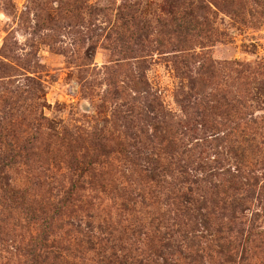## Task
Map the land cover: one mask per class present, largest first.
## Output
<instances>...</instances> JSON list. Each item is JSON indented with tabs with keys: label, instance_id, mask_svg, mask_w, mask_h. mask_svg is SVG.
<instances>
[{
	"label": "rangeland",
	"instance_id": "1",
	"mask_svg": "<svg viewBox=\"0 0 264 264\" xmlns=\"http://www.w3.org/2000/svg\"><path fill=\"white\" fill-rule=\"evenodd\" d=\"M187 56L194 60L185 66ZM191 78L195 98L233 106L227 121L214 118L222 140L207 154L222 152V165L233 168L235 129L253 135L250 147H238L241 164L263 183L264 0H0V157L22 152L0 161V264L33 234L15 226L24 224V207L1 206L5 184L25 193L37 214L106 223L115 238L143 225L145 248L154 237L149 222L167 210L161 200L170 192L142 179L144 162L130 153L184 120L179 99ZM198 123L192 138L202 136ZM130 134L140 142L134 149ZM80 177L75 201L58 206L55 188ZM252 204L244 214L258 211L255 231L264 229V198ZM51 232L75 242L58 224Z\"/></svg>",
	"mask_w": 264,
	"mask_h": 264
},
{
	"label": "trees",
	"instance_id": "2",
	"mask_svg": "<svg viewBox=\"0 0 264 264\" xmlns=\"http://www.w3.org/2000/svg\"><path fill=\"white\" fill-rule=\"evenodd\" d=\"M193 60V56H187L182 63L186 66ZM194 82L191 78L188 91L180 94L184 120L177 121L171 132L164 127L158 136L147 135L142 143L143 149L130 153L133 159L142 158L144 162L142 179L158 187L159 192L167 186L170 192L161 200L167 210L149 222L151 229L154 227V237L153 240L148 238L147 243L144 241L145 248L139 247L143 244L142 236L147 235L143 225L136 224L135 228L127 230L128 234L126 231L115 238L117 232L106 223L93 226L86 222L82 226L79 219L64 218L63 214H43L42 211L37 214L33 204L26 201L25 193L5 184L1 206L24 207V224L15 226L20 230H31L33 234L26 241L22 240L10 257L4 258V264H69V260L70 264H264V229L258 226L259 230L255 231L262 216L258 211L250 212L249 217L244 214L251 210L254 200L264 198V182L261 183L256 170L241 164L243 155L238 148L241 143L250 147L256 138L235 129V138L239 139L231 140L233 144L230 146L228 141V153L239 159L240 164L233 168L222 165V152L216 150L208 155L207 149H216L221 139L214 133L218 128L214 118H226L227 121L233 106L223 101L217 107L195 98ZM191 111L196 114L195 121L190 119ZM126 120L130 119L126 117ZM196 121L200 126L197 131L202 136L192 138L196 131L192 125ZM127 137L133 149L136 143H140L135 134ZM21 154L11 148L2 154L0 161L10 162ZM83 182L80 177L69 188H55L54 191L59 193L57 201L62 204L58 206H71ZM69 212H74L73 206ZM214 217H218L217 228L212 227ZM5 221L4 218L1 224ZM54 224L75 234L72 246L53 236L51 228ZM5 233L0 225V242H3ZM88 252L100 258L90 259L92 257L86 256Z\"/></svg>",
	"mask_w": 264,
	"mask_h": 264
}]
</instances>
